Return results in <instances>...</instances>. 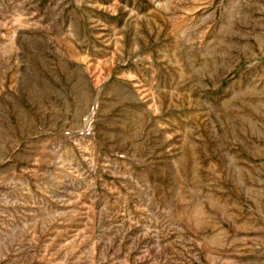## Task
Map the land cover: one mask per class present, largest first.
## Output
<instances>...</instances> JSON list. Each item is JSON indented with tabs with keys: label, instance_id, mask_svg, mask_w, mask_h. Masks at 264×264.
I'll use <instances>...</instances> for the list:
<instances>
[{
	"label": "rangeland",
	"instance_id": "rangeland-1",
	"mask_svg": "<svg viewBox=\"0 0 264 264\" xmlns=\"http://www.w3.org/2000/svg\"><path fill=\"white\" fill-rule=\"evenodd\" d=\"M0 264H264V0H0Z\"/></svg>",
	"mask_w": 264,
	"mask_h": 264
}]
</instances>
